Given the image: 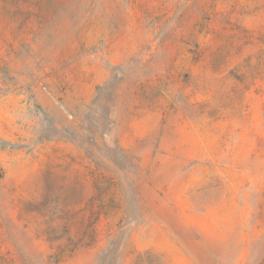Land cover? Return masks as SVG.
Wrapping results in <instances>:
<instances>
[{"label": "rangeland", "instance_id": "1", "mask_svg": "<svg viewBox=\"0 0 264 264\" xmlns=\"http://www.w3.org/2000/svg\"><path fill=\"white\" fill-rule=\"evenodd\" d=\"M0 264H264V0H0Z\"/></svg>", "mask_w": 264, "mask_h": 264}]
</instances>
